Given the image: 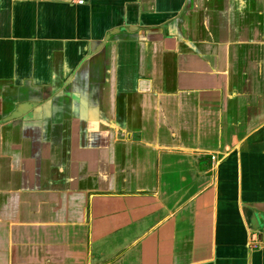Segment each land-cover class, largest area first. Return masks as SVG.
Listing matches in <instances>:
<instances>
[{"label":"crops","instance_id":"0c3cea01","mask_svg":"<svg viewBox=\"0 0 264 264\" xmlns=\"http://www.w3.org/2000/svg\"><path fill=\"white\" fill-rule=\"evenodd\" d=\"M0 264H264V0H0Z\"/></svg>","mask_w":264,"mask_h":264}]
</instances>
